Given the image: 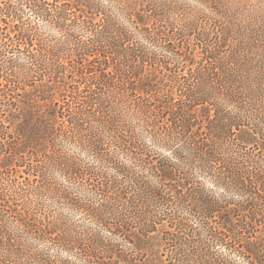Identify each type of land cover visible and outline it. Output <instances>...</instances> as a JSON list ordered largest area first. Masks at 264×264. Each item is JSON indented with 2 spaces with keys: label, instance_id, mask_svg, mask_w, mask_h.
<instances>
[{
  "label": "trees",
  "instance_id": "trees-1",
  "mask_svg": "<svg viewBox=\"0 0 264 264\" xmlns=\"http://www.w3.org/2000/svg\"><path fill=\"white\" fill-rule=\"evenodd\" d=\"M0 264H264V0H0Z\"/></svg>",
  "mask_w": 264,
  "mask_h": 264
}]
</instances>
